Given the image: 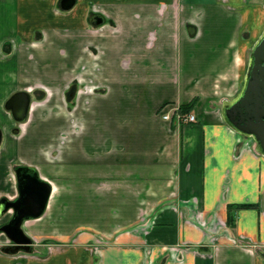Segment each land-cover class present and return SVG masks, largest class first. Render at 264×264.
I'll use <instances>...</instances> for the list:
<instances>
[{"label":"crops","instance_id":"obj_1","mask_svg":"<svg viewBox=\"0 0 264 264\" xmlns=\"http://www.w3.org/2000/svg\"><path fill=\"white\" fill-rule=\"evenodd\" d=\"M61 1L0 0V199L17 166L51 187L33 251L0 231V264H264V158L221 115L264 0ZM191 103L194 123L161 118Z\"/></svg>","mask_w":264,"mask_h":264},{"label":"water","instance_id":"obj_2","mask_svg":"<svg viewBox=\"0 0 264 264\" xmlns=\"http://www.w3.org/2000/svg\"><path fill=\"white\" fill-rule=\"evenodd\" d=\"M73 0H62L61 7L69 9ZM94 26L101 25L103 18L93 16ZM31 96L25 91L12 94L4 108L17 124L27 120ZM221 115L231 130L240 136L251 138L255 152L264 158V30L249 53L248 64L242 86L230 100L222 102ZM17 181V197L0 199V217L11 212L10 219L0 226V231L13 243L3 248L8 254L31 253L32 240L22 231L24 222L34 220L43 214L49 196L50 185L39 179L34 168L17 166L14 169ZM257 253L264 259V251Z\"/></svg>","mask_w":264,"mask_h":264},{"label":"built area","instance_id":"obj_3","mask_svg":"<svg viewBox=\"0 0 264 264\" xmlns=\"http://www.w3.org/2000/svg\"><path fill=\"white\" fill-rule=\"evenodd\" d=\"M159 112L161 118L167 122H171L172 119H175L178 124H189L195 122V116L189 112H182L180 107L164 105L159 109Z\"/></svg>","mask_w":264,"mask_h":264},{"label":"rangeland","instance_id":"obj_4","mask_svg":"<svg viewBox=\"0 0 264 264\" xmlns=\"http://www.w3.org/2000/svg\"><path fill=\"white\" fill-rule=\"evenodd\" d=\"M259 4H261V5H264V2H259ZM264 7V6H263ZM262 6H260V8H259V11H258V15H259V18H260V16L264 13V8H263ZM258 23H260V20H259V22ZM261 26H263V24L261 25ZM264 28V27H263ZM250 50V49H249ZM247 60H248V58H247ZM247 60H246V64H247ZM247 66V65H246ZM5 103V102H4ZM4 109V108H3ZM4 116L2 115V113L0 112V119L1 120H4V118H3ZM2 123H4V122H2ZM248 141H246L247 143H250L251 145H252V147L254 148V143H253V141H251V139H247ZM79 223H81V220L78 222V224ZM83 223V222H82Z\"/></svg>","mask_w":264,"mask_h":264},{"label":"trees","instance_id":"obj_5","mask_svg":"<svg viewBox=\"0 0 264 264\" xmlns=\"http://www.w3.org/2000/svg\"><path fill=\"white\" fill-rule=\"evenodd\" d=\"M191 107H192V103L189 104V105H187V106L180 107V109H181L182 112H188V111L191 110ZM240 207H241V208H244V207H246V206H240Z\"/></svg>","mask_w":264,"mask_h":264}]
</instances>
